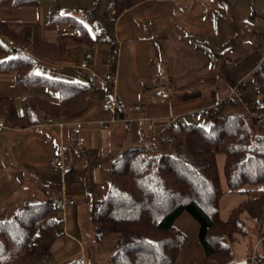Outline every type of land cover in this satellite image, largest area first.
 Returning a JSON list of instances; mask_svg holds the SVG:
<instances>
[{"label":"crops","instance_id":"0c3cea01","mask_svg":"<svg viewBox=\"0 0 264 264\" xmlns=\"http://www.w3.org/2000/svg\"><path fill=\"white\" fill-rule=\"evenodd\" d=\"M39 8L4 16L11 25L42 21ZM86 9L95 10V16L86 17ZM81 11L74 18L97 35L102 28L95 24L97 6L92 2ZM111 22L107 42L68 55L70 47L61 59L44 57L42 64L56 67L53 71L62 79L89 85L91 96L83 106L60 123L46 120L15 128L1 119L8 128L0 133V220L13 217L26 204L51 197L59 199L60 205L65 196L74 200L61 207L62 232L46 251L50 264H69L77 258L97 264L104 250L94 246L95 236L86 235L81 217L85 209L90 215L94 201L107 196L111 162L124 149L153 144L179 121L192 123L199 115L211 118L218 108L230 112L237 103L225 101L234 98L241 82L243 98L245 80L264 59V0H149ZM44 27L56 31L54 25ZM68 32L69 25L50 38L42 34L55 42L59 34ZM105 43V50L99 48ZM85 61L87 67L81 68ZM156 68L165 74L164 85L156 83ZM107 74L113 75L114 84H105ZM39 89L50 99L58 97L55 91ZM109 93L117 96L115 114L101 106ZM76 127L85 139L83 146L76 144ZM61 152L74 166L66 176L50 165ZM245 248V244L237 247L236 259L241 263L246 261ZM257 250L264 253L261 245Z\"/></svg>","mask_w":264,"mask_h":264},{"label":"trees","instance_id":"16d2710c","mask_svg":"<svg viewBox=\"0 0 264 264\" xmlns=\"http://www.w3.org/2000/svg\"><path fill=\"white\" fill-rule=\"evenodd\" d=\"M43 1L0 0V10L37 8ZM66 1L74 0H54L47 14L50 25L67 24L71 28V32L59 34L55 42L43 36L39 23L11 25L0 15V72L11 73L17 88H46L58 94L57 102L26 96L20 106L13 97H0V117L11 127L28 128L46 120L63 122L91 96L89 85L41 73L34 55L15 52L8 42L24 48L32 44L37 53L61 59L70 47H94L108 41L103 27L94 36L82 21L62 13ZM78 1H91L97 7L101 2ZM146 1L110 0V20ZM253 76L260 100L249 115L245 110L225 112L218 108L210 128L179 121L158 135L154 145L142 143L111 162L108 194L92 203L90 217L96 243L116 235L112 264H176L188 242L176 226L184 213L198 223V243L204 252L201 263L189 264H250L249 252L256 244L254 230L264 227L260 223L264 216V59ZM243 86L241 82L237 88ZM219 155L224 157L227 191L247 193L226 218L221 216L227 191L218 166ZM65 206L62 200L61 207ZM58 231L56 201L26 204L13 217L0 220V264H39ZM242 244L246 245L243 263L236 259L237 247ZM69 264L85 263L79 259Z\"/></svg>","mask_w":264,"mask_h":264},{"label":"rangeland","instance_id":"374dc122","mask_svg":"<svg viewBox=\"0 0 264 264\" xmlns=\"http://www.w3.org/2000/svg\"><path fill=\"white\" fill-rule=\"evenodd\" d=\"M53 1L54 0H44L42 2L41 6L39 8L42 11V16H41L42 21H24V22H38V23H40L42 33L44 35L47 34L48 38H50L51 35L54 36V34H57L59 31H63V30L68 28L67 24L55 26L56 31L54 30V33H52L51 31H47L46 28L44 27L45 25H47V26L50 25L47 21V14H48V11H49ZM89 4L92 5V2L91 1H78V0L66 1L62 4V13L78 18L82 15V11H81L82 7L84 5H89ZM109 7H110V0H101L99 7H97L98 18L95 21L96 22L95 24L97 25V27L99 24H101L102 27L106 30V34H107L106 37L107 38H110L112 36V22L110 20L111 19V12H110ZM31 10L37 11V8H23V9H19V10H8V9H6V10H0V13H3L1 15V17L3 19L9 20L8 17L4 16L5 13L31 11ZM94 11L95 10H93V12ZM94 16H95V12H94ZM8 42H11V41H8ZM14 44H16V43H14ZM105 44H103L102 46H99V48H102V49H103V47L106 48L107 44L106 45ZM16 45L20 46L19 44H16ZM20 47H22V46H20ZM22 48H24V47H22ZM24 49L28 50V52H30V54L34 55L35 58H37V60L40 62L39 71L41 73L46 74L47 76L53 77V78H62L61 75H59L58 73L53 71V70H56V67L49 69V68H47L46 65L42 64L43 60H45L44 57H47V56L43 55L41 52L37 53L33 49L32 44H30L28 47H26ZM76 49H80V50H76ZM90 49L91 48L84 47V46H82V47L74 46L69 50L68 55H70L71 52L78 53V51H81V50L88 51ZM103 50H105V49H103ZM109 53H110V55L112 54L111 51H109ZM35 54H37L38 56ZM40 54L43 55V57L39 56ZM10 55H12V53ZM112 58H113V55H112ZM11 76H12L11 73L10 74H2L0 72V97L1 96H12V97L17 99L18 106H20V102L24 97L31 96V95L42 96V97H45V98H47L53 102L58 101V97L54 98V99H50L51 97H49L46 93L42 92L43 90H41V89L26 90L27 92H22V90L15 87L11 81L1 80V79H9V78H11ZM111 84L112 83H110L109 85H111ZM245 87H246V91H245V94H244L242 100H239L233 94V97L237 98L236 99L237 104L235 106L236 108L234 106H231L228 109V111L241 113L243 110H245L246 113H248V115L250 113H252V109L256 105V102L260 100V97L257 93L256 85H255V78L253 75H251L248 79L245 80ZM246 103L248 104L247 106L245 105ZM196 117H198L197 120H195V119L193 121H191V119H189V120L192 123H194L198 126H202L204 128H210V126L212 125V123L214 121V117L210 118L209 116L205 117V116H200V115L196 116ZM0 119H2V118L0 117ZM81 134H82V132H81ZM125 150H127V149H124V151ZM223 163H224V157L219 155L218 156V166H219L220 174H221V177L223 180V188H224V190L227 191V186L224 182ZM73 168H74V166H73ZM246 191L249 193V187H247ZM244 194L245 195H241V194L231 193V192L227 191L226 195L224 196L223 201L221 203V216L226 218L229 215L231 209L233 207H235L242 199H244L247 196L246 192ZM51 198H52V200L56 201V204H57L58 218H59V231L58 232H59V234H61V232H62V208H61V205L59 203L60 202L59 199L55 200V199H53L54 197H51ZM48 200H50V199H48ZM72 204H74V201ZM86 212H87L86 209H85V213L82 212L83 215L81 217V222L84 223V230L86 232V235L95 236V230H94V226L91 222V217ZM260 223H262L264 225V216L261 219ZM176 226L179 229L183 230V232L188 237V242H187L186 246L184 247L182 253L180 254L176 264H189V262L201 263L203 258H204V252H203L202 247L198 243V231H199L198 223L193 219V217L190 214L184 213L176 222ZM260 230H261L260 228L256 227L254 230L255 235L252 236V238L255 240L256 244H255L253 250L249 252V255H251V258L249 261L250 264H252L251 262H252L253 256L255 254L258 255V259L256 260L255 264H260V263L264 264V257H263L264 253L262 251V249L264 250V239H263L264 238V227H263V230H261V231ZM115 240H116V235H112V236H109L108 238H106L102 242V244L101 243H95L94 244V246L97 247V250H99V251L101 249L104 250L103 255L99 256V261L97 262V264H112L110 259L113 255V253L115 252V247H116V245H115L116 241ZM260 245H261V251H262L261 255H260V253L257 252L258 251L257 248ZM44 256L47 257V261H45L44 263H41ZM48 259H49V255H48V253L45 252L41 257L39 264H50ZM79 259L80 258H77V260H79Z\"/></svg>","mask_w":264,"mask_h":264},{"label":"built area","instance_id":"2783aa9c","mask_svg":"<svg viewBox=\"0 0 264 264\" xmlns=\"http://www.w3.org/2000/svg\"><path fill=\"white\" fill-rule=\"evenodd\" d=\"M85 15L86 17L88 18H91L94 16V12H93V9H86L85 10ZM10 43V47L13 51L15 52H23V53H27L28 50L14 44V42H9ZM115 42H111V45H114ZM88 65V62L85 61L83 62L80 67L81 68H86ZM155 80H156V83L158 85H164L165 84V74L163 71H161L159 68H156L155 69ZM104 82L105 84L108 86L110 83H115V79L113 77L112 74H107L105 77H104ZM233 94L235 95V97H237L238 99H241L242 97V91L241 89H238L236 87V89L233 91ZM117 96L115 93H109L108 96L102 101V109L104 111H107V112H112V113H116V110H117ZM246 106L248 105L247 103L245 104ZM118 118V117H117ZM119 119V118H118ZM174 121V120H173ZM49 123H52L53 121L52 120H48ZM8 126L6 124L5 121L1 120L0 119V133H2L5 129H7ZM74 133L75 135L77 136L76 138V144L78 146H83L84 143H85V139L84 137L82 136L81 134V129L79 127H76L75 130H74ZM151 152H153V149L151 148ZM50 165L58 170H60L62 172L63 175H69L70 173H72L73 171V164L71 163V161L69 160V158L67 157L66 153L65 152H61L58 156L52 158L50 160ZM73 201L70 200L69 198L65 197L63 199V204L64 205H69V204H72ZM258 259V255H254L253 256V259H252V264H255L256 263V260ZM45 261H47V257L44 256L43 259H42V262L41 263H44Z\"/></svg>","mask_w":264,"mask_h":264}]
</instances>
